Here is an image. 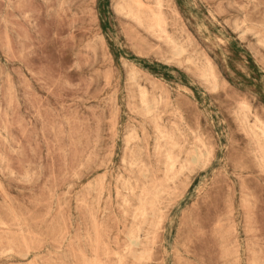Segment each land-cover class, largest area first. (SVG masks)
<instances>
[{
	"label": "rangeland",
	"instance_id": "rangeland-1",
	"mask_svg": "<svg viewBox=\"0 0 264 264\" xmlns=\"http://www.w3.org/2000/svg\"><path fill=\"white\" fill-rule=\"evenodd\" d=\"M0 264H264V0H0Z\"/></svg>",
	"mask_w": 264,
	"mask_h": 264
}]
</instances>
